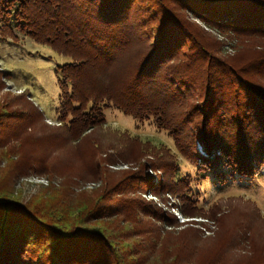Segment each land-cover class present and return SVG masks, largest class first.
I'll return each instance as SVG.
<instances>
[{
    "label": "trees",
    "instance_id": "1",
    "mask_svg": "<svg viewBox=\"0 0 264 264\" xmlns=\"http://www.w3.org/2000/svg\"><path fill=\"white\" fill-rule=\"evenodd\" d=\"M129 6L130 0H0V36L14 38L15 32H21L68 59L56 67L57 124L46 122L43 112L27 99L32 110L11 116L10 120L15 121L22 115L20 128L17 130L16 124L6 127L0 141L15 139L17 133L35 137L41 127H47L64 131L62 142L79 143L104 123L103 111L112 107L166 131L173 146L192 164L199 161L195 141L200 140L205 151L212 154L200 158V168L212 171L220 181L252 177L264 166V0H155L157 25L153 33H159V38L151 49L138 45L131 36H120L119 27L129 20ZM189 26L200 27L201 38ZM188 34L196 44L201 73L194 85L192 134L175 121L176 112L185 109L186 100L191 99L184 92L191 89L183 71L188 64L179 63L177 57L179 43L187 40ZM228 38H235L242 48L232 57L221 54V44ZM117 46L124 49L118 58ZM132 51L136 57L132 54L134 65L128 66L131 80L123 89L125 80L116 76V69L124 58L130 59ZM85 70L93 71V82L91 78L82 79ZM164 83L174 86L177 95L159 99L157 94ZM8 130L12 132L8 134ZM27 144L33 146L34 155L28 163L35 172L41 169L35 164L39 148L33 139H27ZM49 154L50 149L43 150L45 160ZM42 166L46 169L45 163ZM152 167L161 175L148 190L149 195L166 193L177 201L170 202L168 209H179L185 215L201 213L203 208L192 193L193 178L188 173L180 174L176 159L163 155ZM8 188L0 186V264H93L103 249L114 258L110 259L114 264L122 263L105 234L81 224L62 223L38 202L22 201ZM118 205L126 209L128 204L121 201ZM113 210H89L94 214L89 220L101 219ZM136 210L156 223L145 229L152 242L159 243L155 248L161 247L160 264H264V219L255 207L251 216L238 219L242 224L237 222L234 228L224 231L227 236L222 245L206 249L201 261L195 255L197 249L189 245L190 239L182 238L186 230L170 239L172 230L166 227L179 225L172 212L156 210L148 202ZM259 236L261 244L254 246ZM149 249L156 252L153 247ZM230 249L244 250V258L220 260Z\"/></svg>",
    "mask_w": 264,
    "mask_h": 264
},
{
    "label": "rangeland",
    "instance_id": "2",
    "mask_svg": "<svg viewBox=\"0 0 264 264\" xmlns=\"http://www.w3.org/2000/svg\"><path fill=\"white\" fill-rule=\"evenodd\" d=\"M154 3L155 0H130L127 13L129 20L119 27L120 36H131L138 45L144 44L151 49L159 38V33H153V28L157 25ZM191 30L198 37L202 34L198 26H192ZM188 35L187 40L181 39L177 57L179 63L182 61V64H188L187 68L183 66V71L189 79L185 83L191 89L184 92L189 93L191 99L186 100L185 109L176 112L175 121L179 128L189 130L192 134L194 85L201 73L198 70L196 44ZM228 39H224L221 44V54L232 57L241 52L242 48L235 38ZM115 50L118 58L124 49L117 46ZM132 54L135 55L136 52L132 51L130 59L124 58L116 69V76L125 80L122 83L123 89L131 80L128 66L134 65ZM67 60L49 46L37 43L21 32H15L14 38L0 36V114H3L0 115V124L3 125L0 133L14 124L17 130L20 128L18 121L22 115L16 119L17 123L10 118L19 115L22 110H32V104L27 99L43 112L46 122L57 124L55 108L58 105L59 76L56 67ZM94 68L97 69L96 66ZM92 72L85 70L82 79L91 78L93 82L96 77ZM113 80L114 76L111 78ZM173 87L164 83L159 88L157 97L162 99L164 96H174L176 91L174 92ZM181 88L183 90V86ZM21 93L24 95L20 96ZM103 112L104 123L79 143L70 140L64 143V131L47 127H41L39 133H34L35 137L17 133L15 139L0 141V186L8 185V190L22 201L38 202L51 217L62 223L81 224L105 234L113 250L118 252L117 258L122 260L120 264H160L158 256L162 255L159 252L161 247L158 250L155 248L159 243L152 242L151 234H147L148 229H145L156 223L146 215L138 214L136 210L145 202L156 210L161 208L174 214L179 225L166 227L172 230L170 239L174 240L182 230H186L181 234L182 238L190 239L189 245L197 249L195 255H198L200 261L205 258V250L210 251L215 246L218 248L222 245L227 236L224 231L234 228L237 222L242 224L238 219L251 216L254 207L259 217L264 219V166L248 179L228 178L220 181L212 171L204 172L200 168V158L212 156L205 151L200 140L195 141L199 161L192 164L173 146L167 132L157 129L150 121H136L112 107L105 108ZM7 132L10 134L12 131ZM44 136L48 139L43 140ZM188 136H185V140H188ZM27 139H33L39 148L36 149L39 156L36 157L35 164L41 169L35 172L28 163L33 158L34 150L33 146L28 145L31 142L27 144ZM45 149H50L46 160L43 158ZM163 155H170L178 161L181 175L188 173L192 176V193L203 208L201 213L185 215L179 209H168L170 202H177L172 196L166 193L160 196L147 193L159 181L161 174L152 166L159 163ZM44 163L46 169L42 166ZM218 170L225 172L227 168L219 167ZM121 201L128 204L126 209H119L121 205L117 206ZM97 208L115 211L104 214L101 219L89 220L94 216L93 211L89 210ZM228 211L233 213L228 214ZM208 213L211 216H207ZM194 234L200 239L195 240ZM259 238L261 237L254 240V246L261 244ZM150 247L156 252L151 253ZM141 248L147 251L141 252ZM107 251H110L109 247ZM109 254L103 249L93 264H114L110 260L114 258ZM244 254V250L230 249L220 260L244 258ZM145 255L147 256L144 258ZM130 256L137 258V261L130 259Z\"/></svg>",
    "mask_w": 264,
    "mask_h": 264
}]
</instances>
